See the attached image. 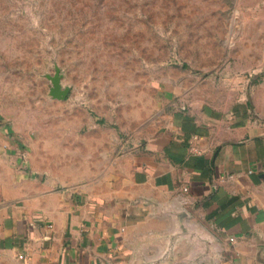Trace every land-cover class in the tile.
Returning a JSON list of instances; mask_svg holds the SVG:
<instances>
[{"label":"crops","instance_id":"crops-1","mask_svg":"<svg viewBox=\"0 0 264 264\" xmlns=\"http://www.w3.org/2000/svg\"><path fill=\"white\" fill-rule=\"evenodd\" d=\"M222 1L253 21L254 42L222 47L232 67L160 78L154 111L131 124L115 110L59 121L55 135L26 140L25 172L12 163L17 140L0 136V264H143L173 227L165 204L217 238L216 259L198 264H264V106L237 76L264 65V0ZM199 53V72L221 62ZM181 247L161 264H186L194 250Z\"/></svg>","mask_w":264,"mask_h":264},{"label":"rangeland","instance_id":"rangeland-1","mask_svg":"<svg viewBox=\"0 0 264 264\" xmlns=\"http://www.w3.org/2000/svg\"><path fill=\"white\" fill-rule=\"evenodd\" d=\"M249 18L225 11L222 0H0V136L18 142L13 166L25 172L26 140L55 135L59 121L102 120L115 110L131 124L154 111L160 78L232 67L222 47L254 42ZM232 23L245 30L226 31ZM201 49L221 62L199 72L189 60L200 61ZM55 65L70 86L65 99L49 94ZM240 66L239 84L264 106V65ZM223 81L216 84L233 87ZM5 122L17 130L3 133Z\"/></svg>","mask_w":264,"mask_h":264},{"label":"water","instance_id":"water-1","mask_svg":"<svg viewBox=\"0 0 264 264\" xmlns=\"http://www.w3.org/2000/svg\"><path fill=\"white\" fill-rule=\"evenodd\" d=\"M52 85L49 94L53 98L65 99L70 86L61 83L62 73L60 67L55 65V73L51 76ZM160 213H168L173 218V227L161 236L162 247L152 257H144L143 264H161L173 258L180 246L194 250L188 257L186 264H198L201 260L214 261L217 257V238L201 224H190V212L185 207L171 204L162 205Z\"/></svg>","mask_w":264,"mask_h":264}]
</instances>
